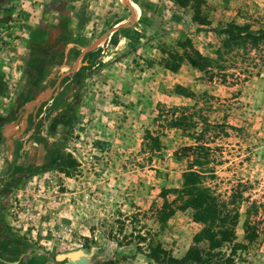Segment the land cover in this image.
I'll return each mask as SVG.
<instances>
[{"label": "rangeland", "instance_id": "374dc122", "mask_svg": "<svg viewBox=\"0 0 264 264\" xmlns=\"http://www.w3.org/2000/svg\"><path fill=\"white\" fill-rule=\"evenodd\" d=\"M48 1L0 0V54L16 55L20 47L8 38H20L35 17L57 26L51 9L81 47L78 55L64 41L47 47L54 76L45 87L74 74L75 82L40 125V157L0 175V228L18 244L19 264H56V253L80 248L91 255L74 264H157L151 247L180 259L201 224L191 209L162 223L157 211L177 198L192 165L215 169L206 182L218 192L250 183L244 195L264 204V0H127L133 12L121 0ZM124 30L132 39L119 35L109 49ZM89 51L97 55L83 68ZM3 81L4 123L21 96L14 81ZM246 205L237 243H246ZM258 233L229 264H264V223Z\"/></svg>", "mask_w": 264, "mask_h": 264}, {"label": "trees", "instance_id": "16d2710c", "mask_svg": "<svg viewBox=\"0 0 264 264\" xmlns=\"http://www.w3.org/2000/svg\"><path fill=\"white\" fill-rule=\"evenodd\" d=\"M84 21V22H83ZM84 18L79 22L85 23ZM239 33L251 34V31L246 30L244 27L235 28ZM126 36L129 40L133 37V32L131 30H124L122 32L116 31L112 34L109 41V49L116 46L120 41V36ZM98 50V49H97ZM96 50V51H97ZM69 52H74L75 54L80 53V49L77 47H71ZM96 51H89L85 54L84 58H89V64L83 66V68H89L93 65L95 57L97 55ZM75 76L64 77L63 82H66L55 97H53L52 102L45 107V118L58 108L64 101V96L68 91L69 86L75 82ZM68 81V82H67ZM5 82L0 76V91L4 88ZM46 104L41 106L42 107ZM3 119L0 120V125ZM33 122L28 120L29 127ZM42 124V119H39L33 127L34 138L38 141H45V137L39 135V128ZM37 135V137H36ZM204 148L209 149L207 146L202 145ZM21 145L15 146L14 150V160L18 157V151ZM209 163V161L204 162ZM202 166V164L194 165ZM194 166H189L187 171L184 172L183 178L184 182L179 189H175L177 198L174 199L170 204L157 211L158 220L162 223L166 221L170 216H172L176 210H186L191 209L193 212V218L195 221L201 224L199 233L194 237V244L188 248L185 254L178 260L173 259L168 255L163 249H158L151 247L148 257L155 261L157 264H171L175 262L177 264H206L212 259H217L221 263L229 264L238 257L239 250L247 249L248 244L253 243L259 233L258 229L260 225L264 223V204L256 199H251V196L244 195L246 191L252 188L250 183L237 182L229 190L224 192H218L216 186H212L210 183L206 182V179L213 181L218 177L215 174V169L211 167H204L206 169H195ZM16 171L22 170V166L15 167ZM13 174V173H8ZM215 187V188H214ZM249 192V191H248ZM164 197V196H163ZM243 202H247L245 209V234L244 239L246 243H237L235 241L234 226L237 224L239 217L241 216L240 208ZM206 242L207 250L199 246V243ZM228 249L229 252L223 250ZM160 252L161 255L158 253ZM227 255V256H226ZM55 256V255H54ZM54 256L52 261L56 264H74L73 262H68L67 259L62 261H56ZM20 262V255L8 256L0 252V264H18Z\"/></svg>", "mask_w": 264, "mask_h": 264}, {"label": "crops", "instance_id": "0c3cea01", "mask_svg": "<svg viewBox=\"0 0 264 264\" xmlns=\"http://www.w3.org/2000/svg\"><path fill=\"white\" fill-rule=\"evenodd\" d=\"M51 1L48 2L51 3ZM66 2L67 0H59V6L61 7L62 4ZM50 3H46L44 6H48ZM50 7L52 6H49V8ZM56 7L58 8V6ZM51 10H53L50 12V14H53L51 17L57 26L49 25L45 20L38 21L37 17H35L34 21L31 23L32 27H23V29H21L20 38L13 37V35L8 38L7 44L9 47H13L14 44L20 47L16 55L10 53L8 49H3L0 54V70H4L2 71L3 75H6L3 77L4 80L6 82L9 80L14 81L15 85L18 86L17 90L21 92L19 93L17 91V94H20L21 97L19 100L15 99L17 102L13 107V113L10 115V119L4 123L2 122L0 125V175H2V172L4 175L8 173H17L15 167L27 166L29 162L40 157V153L38 154L36 149L43 150V146H46L45 144L47 142H40L34 138L35 134L33 127L39 119H42L44 122L46 105L52 102L53 97L61 91L66 83L64 82L55 90L54 86L49 89L45 87L49 82L52 83V78L54 76L49 71L50 67L47 65L46 61L47 47L53 42L64 41L68 44L67 50L71 47L81 49L77 42L73 43V40L70 39L69 36L72 29L67 27V21L64 19V16L56 14V11H54L55 9ZM5 16L6 15L0 16L1 22L5 21L3 19ZM73 24H75V21ZM73 24L69 25L70 28L75 26ZM77 36L78 35H75L74 37L77 38ZM120 44H123L122 41ZM25 47L31 48L32 50H25ZM20 51L22 52L19 53ZM15 64L18 68L12 67ZM60 76L57 78L58 83L61 82ZM44 102H46V104L41 109ZM28 120H31L33 123L27 130L29 127ZM19 145H21V148L17 150L18 157L14 160L15 146ZM0 252L8 256L19 255L18 244L16 241L14 242L12 237L8 238L5 234H2L1 228Z\"/></svg>", "mask_w": 264, "mask_h": 264}, {"label": "water", "instance_id": "95a60500", "mask_svg": "<svg viewBox=\"0 0 264 264\" xmlns=\"http://www.w3.org/2000/svg\"><path fill=\"white\" fill-rule=\"evenodd\" d=\"M121 2L123 3V5L125 7H127V9H129V11H131V12L134 11V9L129 5V3H127V0H121ZM130 24L131 23L126 24V25L128 26ZM120 27L121 26H116V27L112 28V31H115ZM90 255H91V250H90V252H87L84 249L80 248V249L70 250V251H66V252L56 253L54 258L56 261H62V260L67 259L68 262L75 263L79 260L89 259Z\"/></svg>", "mask_w": 264, "mask_h": 264}]
</instances>
